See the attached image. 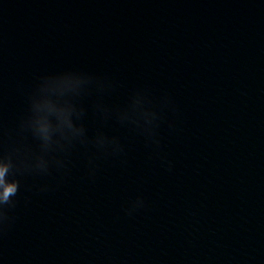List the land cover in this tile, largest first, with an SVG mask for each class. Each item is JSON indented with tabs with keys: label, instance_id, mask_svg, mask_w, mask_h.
<instances>
[{
	"label": "water",
	"instance_id": "1",
	"mask_svg": "<svg viewBox=\"0 0 264 264\" xmlns=\"http://www.w3.org/2000/svg\"><path fill=\"white\" fill-rule=\"evenodd\" d=\"M0 172V264H264V0H0Z\"/></svg>",
	"mask_w": 264,
	"mask_h": 264
},
{
	"label": "clouds",
	"instance_id": "2",
	"mask_svg": "<svg viewBox=\"0 0 264 264\" xmlns=\"http://www.w3.org/2000/svg\"><path fill=\"white\" fill-rule=\"evenodd\" d=\"M0 176H3V172H0ZM14 188H6L5 192H4V198L7 199V197L14 191Z\"/></svg>",
	"mask_w": 264,
	"mask_h": 264
}]
</instances>
